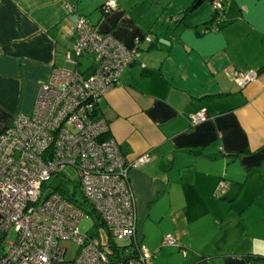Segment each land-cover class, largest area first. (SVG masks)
<instances>
[{"label":"crops","instance_id":"1","mask_svg":"<svg viewBox=\"0 0 264 264\" xmlns=\"http://www.w3.org/2000/svg\"><path fill=\"white\" fill-rule=\"evenodd\" d=\"M105 1L0 0V131L32 113L53 67H73L78 15L127 46L148 34L99 104L125 158L149 156L128 172L145 264H264V0H225L211 29L212 0L185 15L196 0H116L104 15ZM235 70L258 76L238 87Z\"/></svg>","mask_w":264,"mask_h":264},{"label":"built area","instance_id":"2","mask_svg":"<svg viewBox=\"0 0 264 264\" xmlns=\"http://www.w3.org/2000/svg\"><path fill=\"white\" fill-rule=\"evenodd\" d=\"M224 1L212 0L216 12ZM115 7L116 0H107L101 11L106 15ZM68 10L73 7L68 5ZM72 32L66 60L73 67H53L38 88L32 113L17 115L13 125L0 131V264H145L154 254L137 239L128 172L149 156L125 158L108 134L99 104L150 36L134 37L127 46L83 15H78ZM84 60L90 63L83 66ZM257 74L235 70L232 77L244 87ZM206 118L204 109L190 117L193 124ZM66 167L78 175L74 183L82 194L80 202L74 192H46L47 181ZM225 190L220 181L215 195ZM89 216L95 232H81L79 222ZM99 226L108 232L109 250L102 244ZM62 240L78 245L72 261L65 260ZM162 244L177 245L178 239L166 234Z\"/></svg>","mask_w":264,"mask_h":264},{"label":"rangeland","instance_id":"3","mask_svg":"<svg viewBox=\"0 0 264 264\" xmlns=\"http://www.w3.org/2000/svg\"><path fill=\"white\" fill-rule=\"evenodd\" d=\"M207 1V0H205ZM212 3V1L210 2ZM212 5V10H214L213 4ZM83 66L86 64L90 63V60H84ZM82 66V68H83ZM69 177L68 180H64V177ZM78 179V175L76 171L72 167H66L62 170V172L58 175H54L49 181H47V190L46 192L51 191L52 189H56L57 191H61L62 194L65 196L68 195H73L74 192V199L80 202L82 200V194L80 192V189L75 186V181ZM62 183V188H60V185ZM79 229L81 232H95V227H94V220L92 219L91 216H89L86 219H82L79 222ZM99 229V235L102 241V244L106 246V249L109 250L108 245V232L106 229H104L102 226L98 227ZM118 244H124V240H116ZM61 246L66 247L67 251L65 253V260L66 261H72L73 258L76 255L78 245L74 243L71 240H62L60 241Z\"/></svg>","mask_w":264,"mask_h":264},{"label":"trees","instance_id":"4","mask_svg":"<svg viewBox=\"0 0 264 264\" xmlns=\"http://www.w3.org/2000/svg\"><path fill=\"white\" fill-rule=\"evenodd\" d=\"M193 4H194V3H193ZM193 4L190 5V6L187 8V10H185V11L183 12V15H185L188 11H190V10L192 9ZM215 20H216V21L218 20V12H216V11L214 10V13H213L212 18L204 24V25H205V29H211L212 26H210V24H211L212 22H214Z\"/></svg>","mask_w":264,"mask_h":264},{"label":"water","instance_id":"5","mask_svg":"<svg viewBox=\"0 0 264 264\" xmlns=\"http://www.w3.org/2000/svg\"><path fill=\"white\" fill-rule=\"evenodd\" d=\"M201 3V0H196V2L193 4L192 8L197 7Z\"/></svg>","mask_w":264,"mask_h":264}]
</instances>
